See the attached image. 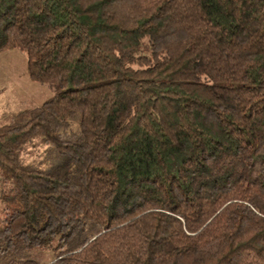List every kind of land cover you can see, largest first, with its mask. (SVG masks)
<instances>
[{"label": "trees", "instance_id": "trees-1", "mask_svg": "<svg viewBox=\"0 0 264 264\" xmlns=\"http://www.w3.org/2000/svg\"><path fill=\"white\" fill-rule=\"evenodd\" d=\"M8 50L0 264H264V0H0Z\"/></svg>", "mask_w": 264, "mask_h": 264}, {"label": "rangeland", "instance_id": "rangeland-1", "mask_svg": "<svg viewBox=\"0 0 264 264\" xmlns=\"http://www.w3.org/2000/svg\"><path fill=\"white\" fill-rule=\"evenodd\" d=\"M52 95L51 88L35 83L29 78L26 57L21 52L8 50L0 53V127L7 124L15 114L40 106ZM43 151L44 148L39 144L35 147H28L23 159L25 162L37 160ZM2 196L0 183V221L9 207ZM45 253L47 256L44 258L43 255L40 260L41 264L54 259V251Z\"/></svg>", "mask_w": 264, "mask_h": 264}]
</instances>
